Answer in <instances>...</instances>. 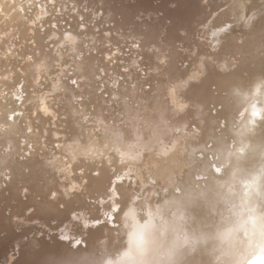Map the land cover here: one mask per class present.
Segmentation results:
<instances>
[{
    "label": "rangeland",
    "instance_id": "1",
    "mask_svg": "<svg viewBox=\"0 0 264 264\" xmlns=\"http://www.w3.org/2000/svg\"><path fill=\"white\" fill-rule=\"evenodd\" d=\"M17 1L22 2V4L20 3L22 7L25 6V3L28 4L27 6L30 9L26 7L30 11L24 7L26 10L23 8V13H27L28 11V14H32L31 16H33V11L31 12V10H37V7L41 6L43 10L45 9V15L37 18V22L34 16L32 18L28 14V17L26 14L23 16L21 14L22 12L18 11L19 14H14L18 15L11 17L12 20L16 19L13 20L14 22L11 21L13 24L15 23L14 27L13 24L7 20V17L10 16H2L3 14L0 13V18L2 19L3 17L1 22L3 21L6 23L4 25L2 22L3 28L9 22L11 24V26L10 24L6 26L9 29L5 27V29L2 30V26L0 27L1 31L5 30V32L0 31V41L5 40L3 41L4 43H2V41L0 42V94H3L0 97V102L3 98L5 103H2L7 105L10 104L8 106L3 104V112L0 111V117L6 118L5 120L0 119V134L3 133L2 136H0V141L3 142V144L0 142V159L3 161L2 163L0 160V170L2 171H0V178L2 179H0V183L2 182L0 184V264H137L140 258L144 257L146 254L151 255L157 248L161 251L171 253L172 264H193L198 256V249L195 243L199 241L204 234L213 229V224L204 229L197 227L198 225L196 223L199 214L197 215L195 213L197 210L196 207L192 209L190 206L194 201V197H196V189L194 190L195 187L193 188V185L190 183L193 180V174L190 173V170H186L185 172L182 170V173L184 172V174L187 175H185L186 177L184 178V174H181L182 178L186 179L188 175L191 174L190 178L188 177L190 180L186 179V181H184V179H181L183 180L181 181V186L179 185L180 181L174 183L175 180L170 178L173 174L171 173V168H169L171 175L165 173L168 175L166 176L164 174L163 170L165 168H163L160 163L161 159H163L161 155L165 154L167 157H173L170 154L172 152L174 153V160L176 162H178L177 158L181 160L182 152L180 145L183 144L181 142V137L187 135L191 137H187V140L189 139L188 141L191 144L195 143L196 140L210 147L212 146L211 142L214 143L216 138L220 139L221 137L223 140H228L229 142H227L231 144L232 140L227 137L230 130H224L223 128H225V126L221 124L219 119L222 116L227 118L228 127H231L233 123L231 125L228 119L235 117L236 112L232 110L234 108H230L228 103L226 104L225 99H223V102H225L223 104V111H225L226 114L221 112L219 117H215V120L218 121V125L216 128L209 129L207 127L209 123L208 119L210 118L209 115L212 113V108H215L213 98L209 97V94L213 87L215 88L213 85H216V83L213 82V76L216 73L225 75V73L219 69L222 66L221 63L228 55V49H226L227 46L221 45V42L227 45H231L234 42H243L239 38L236 37V39L233 37H240L242 35V29L240 30L237 28L238 30H235L231 26L232 21L234 20L233 23H235V21L237 22V20L242 19L241 17H246L248 15L246 13H249L250 10L254 11V8L251 7L257 3V0H254V4L252 3L249 7L245 4L246 0H36L38 4L34 2L35 0H32L33 2H31V0ZM74 1L77 3L75 4ZM249 2L251 3V0ZM86 4L87 6L84 8ZM46 5L48 7H46ZM0 12H2V10ZM19 15L22 16L19 17ZM17 19L21 22L19 23ZM24 21H26V25L23 23ZM27 22L32 24H27ZM35 23L37 25H34ZM27 25L31 26L27 29ZM228 25H230L231 28H229L230 26L228 27ZM262 25H264V23ZM209 26H211V29L216 30H214V32H216L215 34L214 32L212 35L209 34L211 31V29L208 28ZM21 28L23 31H25L24 28L27 30L25 32L26 34L21 31ZM239 28H241V26H239ZM12 29L16 32L12 31ZM251 29L252 27H250L249 30ZM10 30L13 32H11L12 34ZM58 30L62 31H60L61 35H59L60 33H58ZM258 30L256 34L255 29L252 31L255 36L251 39L246 35L243 36V40H245L246 43L245 50L250 46L252 52L248 54V58L242 61L238 67L239 69L253 66L252 69L264 70V26L260 27ZM69 31L77 36L73 44H71L70 41L68 42L66 38L67 34H71ZM247 32L250 31H246V33ZM53 33H55L56 36ZM62 33H66V35ZM220 36L222 37L220 38ZM205 37L208 38L206 39ZM218 37L221 41H218V45L214 48L209 42L216 41ZM20 40L23 43L19 42ZM12 41L13 43H11ZM8 44L11 45V47ZM59 45L60 50L57 49L56 51ZM11 48L13 49L12 51H10ZM230 48H232V46H230ZM237 50L238 49H235V51ZM204 51H206V53L211 52L212 54L208 57L209 59L206 66H204L207 60ZM57 52L59 54L56 55ZM60 55L63 56L60 57ZM202 57H204V60ZM82 58L84 59L82 60ZM34 59L35 64L33 62ZM81 60L82 62H80ZM87 61L91 62L89 63ZM233 63V61L230 62V65ZM37 66L40 67L37 68ZM12 68L14 71H11ZM234 70H236V68H234L233 71ZM233 71L229 70L227 73L229 74ZM15 72L19 76L27 73L31 78H19ZM242 74V72L241 74L234 72V76H241ZM33 75L35 77H33ZM199 76H201V78ZM78 79L81 80L79 81ZM29 81L32 83L37 82L38 85H33ZM9 83L12 85L9 86ZM76 89L80 90H77V92ZM38 90L40 92L37 93L36 91ZM171 92L182 104H184L181 109H176V107L174 108V104H171V98H169ZM61 93L66 96L63 94L61 95ZM221 94L222 93H220V95ZM4 95H7V97L9 96L7 100ZM29 96H32V98ZM181 96H183L184 99ZM27 97L29 100H26ZM62 99H64L65 102ZM156 100H163L164 106L160 101V103H155ZM7 101L9 103H7ZM124 102L126 106L123 105ZM154 103L158 106L162 104V107H166L164 109L160 106V109H162L161 113L156 114L159 112H157L158 109L155 111L153 108L152 104ZM13 105L16 107L14 108ZM18 106L19 108H17ZM187 106L189 108L194 106V109H192V107L188 109ZM197 106H199L200 109ZM69 107H71V109ZM238 108L239 106L236 105V109ZM196 109L200 111L197 112L198 110ZM17 110L20 111L19 113L22 117L28 115L30 119L28 116V118H25H27V121L30 120V122L20 120L22 117L16 120L17 117H15L14 114L17 113ZM194 110L196 111L194 112ZM91 111L96 113L92 115ZM147 111H150L148 114L149 116L152 115L150 117L151 121L158 116L155 120L159 121V127L154 125V120L153 122H146L147 119L150 121L149 117L146 118V116H148L146 115L148 113ZM202 111L206 113L203 119L199 117L200 115L198 114ZM207 111L209 112L207 113ZM10 115L12 116L11 118ZM168 115L171 118L175 117V123H170ZM118 116H120V118ZM133 117L138 118L135 119L137 121H135ZM12 118L14 122L11 121ZM200 119L202 122L198 121ZM16 121L17 123H15ZM240 122L238 127L243 124L242 121ZM248 124L250 123L248 122L246 126H248ZM167 125H169V127H167ZM197 125L201 126V129L203 128V132L208 130L207 133H203L204 135L201 134L202 136H198L197 134L199 133L197 132L194 133L196 130L194 128ZM111 126L115 127H113L114 131L117 129V133L112 131ZM25 128L27 129L25 130ZM10 129L12 131H10ZM118 129L121 132L119 136L123 138L122 142H120L121 138L116 135L119 133ZM140 129L142 131H148L150 129L148 136H142L144 141L147 140L145 141L146 144L145 142L139 141L142 140V138H139L143 135L142 131L141 133L138 132ZM159 130L160 132L158 133L157 131ZM13 131H15V133ZM31 132L33 136L36 134L34 138H32L33 140L29 137V135L32 136ZM105 132L108 134H105ZM214 133H217V135ZM96 134H98L102 140H100L98 138L99 136ZM112 134L116 135L117 138ZM93 136L100 140V145L96 144L97 141ZM152 136L153 138H151ZM5 137L8 138L6 139ZM71 137L76 140H73V142L72 139H70ZM118 137L120 139L116 140ZM109 138L113 143H110L111 140ZM18 139L20 141H18ZM150 139H152V141H150ZM148 140L150 143H148ZM24 141H27V143H23ZM76 141L81 143L79 144ZM106 141L108 144L105 143ZM21 142L23 143L22 146L20 144ZM33 142L38 145L32 144ZM84 142H86V145ZM126 142L127 145L129 142L128 146L133 145L132 148H127L128 146L125 145ZM209 143H211V145ZM24 144L27 146L30 145V150L32 152L30 150L29 153L26 151V154L24 153L25 151L22 152L23 150L20 149L26 147V145L23 146ZM74 144H77L76 147H74ZM80 145H82V147ZM94 145L96 147H94ZM31 146L33 147L31 148ZM121 146H127L125 150L128 149V151L122 149ZM86 147L88 148L86 149ZM81 149L85 151H81ZM186 150L187 148H185V151ZM234 150H237V148H234ZM20 151L22 154L24 153V156L19 154ZM152 151L155 154H153ZM76 152L79 155H77ZM30 153H32V155ZM72 153L74 155L76 154V156ZM129 153L130 155H128ZM151 153L154 156H152ZM27 154L28 157L26 156ZM204 155L208 156V152ZM135 156H137L136 158L139 160H137L136 166H138L136 167V171H140L141 174L143 173V176L147 174L146 180L144 177V179L142 178L145 181L144 184L146 187L144 186L139 192H134V188L132 187V189L130 186L131 180H129V183L125 184V187L126 189H130V191H128L129 189L126 190L130 195H125V199H123V201L125 200L124 203H122V201L119 203L117 202L119 196L114 195L112 191V186L115 185L114 175L117 171H122L119 167L124 165L127 160H129L128 158L131 159ZM158 156L160 158H157ZM201 156V152H196V157ZM152 157L157 158L156 161H159L156 162L155 158ZM191 157L193 156L191 155ZM214 157H216L214 154L213 156H209V164L218 166ZM15 158L18 161H16ZM96 159L97 162H99L98 164H100V162H102V164L104 163L103 166L107 161L106 164H108V166H104L107 174L103 179L99 175V170L94 166V164L97 163ZM107 159H109V161ZM151 159H154V161H151ZM171 160H173V158H171ZM150 162L151 164L154 162V164L150 165ZM198 162L197 164L200 165L201 162ZM63 164L65 166L61 168ZM90 165L95 168L91 167L93 168L91 169ZM153 165L154 167L157 165V167L153 169ZM55 166L59 173L62 170L64 171L61 172L62 175L56 171L57 169H55ZM3 167L4 169H2ZM59 167L62 169L61 171ZM112 168L114 170L116 169L115 172ZM174 168V173L176 174L173 175L176 176L181 170V167L175 165ZM178 168L179 171L177 170ZM65 169L67 173L70 171L72 175L75 173L78 175L85 173L86 176L82 174L84 177H76L78 181L74 178L75 180L72 179L74 183H72L70 182L71 180H65L66 178L62 179V176H68ZM17 170L20 171L18 172ZM24 170L25 172H23ZM13 172H15V174H13ZM16 172H18V174H16ZM89 172H91V174ZM158 172H160L161 175ZM4 173L6 174V179L4 178ZM119 174H121V172ZM12 176L15 177L13 178ZM59 176H61L60 180ZM120 176H122V174ZM23 178L25 180L22 182ZM4 179L7 180V183ZM96 179H99L100 183H98L100 185L95 182L97 187L93 190L92 188L95 184L92 187V182L94 183ZM64 180L65 183L67 185L70 184V186H68V193L63 195L65 192L62 190L60 183ZM121 182L122 181L119 183L118 181L119 184H122ZM164 182L166 183L164 184ZM70 187L72 189H69ZM54 189H60L61 194L59 192L53 194ZM12 195L14 196L12 197ZM115 198L117 201H115ZM145 198H147L146 205L144 203ZM99 200L102 201L99 202ZM136 200L139 201L140 204L136 203ZM169 200L172 201L170 202ZM97 201L101 204L98 205ZM89 203L91 204L89 205ZM39 205L41 206L39 207ZM139 205H141V207ZM132 207L134 208L132 209ZM128 208L130 210H128ZM152 213L154 214L152 215ZM134 214L135 216L137 215L138 218L135 217ZM128 216L129 218L131 217V223H129V220V222L127 221ZM117 219L120 221L117 222ZM134 221L137 222L132 224ZM148 228L153 229L156 233L150 236V238L148 237L149 241H147V237L146 239H144L145 237L143 238L144 231ZM138 234L141 235L140 241L137 239V237H140ZM144 240L146 243L143 242ZM140 244L144 247L141 248ZM178 254L183 255L177 260H174V257Z\"/></svg>",
    "mask_w": 264,
    "mask_h": 264
},
{
    "label": "bare ground",
    "instance_id": "2",
    "mask_svg": "<svg viewBox=\"0 0 264 264\" xmlns=\"http://www.w3.org/2000/svg\"><path fill=\"white\" fill-rule=\"evenodd\" d=\"M20 1H22V0H20ZM30 1V0H29ZM40 1V0H39ZM250 0H246L245 1V4H247L246 6L247 7H249V5L251 6V4L253 3L254 4V0H251V3L249 2ZM31 2H33L32 0H31ZM35 3H36V0L34 1ZM75 2V1H74ZM14 3V4H13ZM20 3L22 4V2H19V1H17V0H0V11L2 10V12H0V13H2L3 15L2 16H4V15H9L10 17H7L8 19V21H13V20H16V19H13L12 20V18L11 17H13V16H16V15H18L19 13H18V11H21L20 13L24 16L25 14H26V16H27V14H28V11H30L29 9V7L27 6L28 4H24L25 6L24 7H26V9H28V11H27V13H23V8L24 7H22V5H20ZM46 3V2H45ZM50 3V2H49ZM49 3H47V4H49ZM77 2H75V4H76ZM224 3V2H223ZM250 3V4H249ZM36 4H38V3H36ZM51 4V3H50ZM59 4V3H58ZM45 5V4H44ZM82 5V4H81ZM16 6V7H15ZM32 6V5H31ZM39 6V5H38ZM54 6V5H53ZM86 6H87V4L85 5V7L84 8H86ZM245 6V7H246ZM46 7H48L47 5H46ZM51 7H52V5H51ZM83 7V6H82ZM237 7V6H236ZM79 8V7H78ZM241 8V7H240ZM251 8H254V11H249V13L247 12L246 14H248L247 16L246 15H244V16H246V17H241L242 19H240V20H237V22L235 21V23H233V21H232V27L236 30L237 28L238 29H242V35L240 36V37H238V36H233L234 38H239L240 40H242L243 42L242 43H240V42H234L233 44H229V45H227V44H225V43H222L221 42V45H223V46H227L226 47V49H228L227 51H228V55L225 57V59H224V61L221 63V68L219 69V70H221L223 73H225V75H220L219 73H216L214 76H213V82H215L216 83V85H213V86H215V88L213 87V89H212V91L210 92V94H209V97H212L213 98V102L215 103V108H212V113L209 115L210 116V118L208 119V125H207V127L209 128V129H212V128H216V126L218 125L217 124V122L218 121H216L215 120V117H219V115L221 114V112L223 113H225V111H223L224 110V108H223V104L226 102V104L228 103V105L230 106V108L232 107V108H234V109H232V110H234L235 112H236V114H235V117H231V118H229L228 120H229V122L231 123V125H232V123H233V125L231 126V127H228V123H227V118H224L223 116L222 117H220V121H221V124H223L224 126H225V128H223L224 130H226L227 131V129H229L230 131H229V134L227 135V137H229V139H231L232 140V142H231V144L230 143H228L226 140H223V138L221 137H219L220 139H218V138H216L215 139V142L213 143V142H211L212 143V146H210V147H207V146H205L204 145V143H201L200 141H196L195 139V143H190L188 140H187V137H189V138H191L190 137V135H187V136H185V137H181V142L183 143L182 145H180V149H181V152H182V158H181V160H179L178 158H177V160H178V162H176L175 160H174V153H170L173 157H167V155H165V154H160L161 155V158H163V159H161V165H162V167L163 168H165L163 171H164V174L165 173H168V174H170L171 175V173H173V174H176V173H174L175 171V165H178L179 167H181V170L179 171V168L177 169L178 171H179V173H178V171H177V175L175 176V175H171V177L170 178H173V180H175L174 181V183H177L176 181H180L179 183V185L181 186V181H183V180H181V179H184L187 175L186 174H184V172L186 171V170H190V173L191 174H193V180L190 182L192 185H193V188H194V190H195V192H196V197H194V201L191 203L192 205H190L191 206V208L192 209H194L195 207L197 208V210L195 211V213L198 215V219H197V227L198 228H201V229H204V228H207V227H209V226H211L212 224H213V229L210 231V232H208V233H206V234H204L202 237H201V239H199V241H197L196 243H195V245H197L196 247H197V249H198V256H197V258H196V260H195V262L193 263V264H236V262L239 260V259H241L242 257H244V260H243V264H248V260H250V259H252V257H246V253H247V251H249L250 249H251V247L253 246V245H255V244H258V242H259V239L261 238V237H264V232H261L260 231V228H259V225H264V70H258V69H252L253 68V66H250V67H248V68H245V67H243L242 69H239L238 67L240 66V64L242 63V61H244L245 60V58H248V54L250 53V52H252L251 50V47L250 46H248V49L247 50H245V48H246V43H245V40H243V36L244 35H246L248 38H253L254 36H255V34L257 33V31H259L258 29L260 28V27H262V26H264V25H262L263 23H264V0H257V3H255ZM19 9V10H18ZM25 9V8H24ZM25 9V10H26ZM33 9V8H32ZM55 9H56V7H55ZM248 9V8H247ZM33 11V16H34V19L35 20H37V18H40V17H42L43 15H45V9L43 10L42 8H41V6H39V7H37V10H31V12ZM51 11V10H50ZM49 11V12H50ZM53 11V10H52ZM54 11H56V10H54ZM58 11V10H57ZM60 11V10H59ZM49 12H48V14H49ZM61 12V11H60ZM244 12H245V10H244ZM15 13H18V14H16V15H14ZM242 14V13H241ZM21 15V16H22ZM28 15H30V17L32 18L33 16H31L32 14H28ZM20 15H19V17H21ZM25 16V17H26ZM49 16V15H48ZM227 16V15H226ZM237 16V15H236ZM18 17V16H17ZM28 17V16H27ZM31 18H29V19H31ZM44 18V17H43ZM229 18V17H228ZM2 19H3V17H2ZM1 18H0V27L2 26V22H1V20H2ZM20 19V18H19ZM26 19V18H25ZM28 19V20H29ZM232 19V18H231ZM6 20V19H5ZM4 20V21H5ZM6 20V22L8 23V21ZM18 20V19H17ZM22 20V19H21ZM27 20V19H26ZM46 20V19H45ZM218 20V19H217ZM19 21V20H18ZM55 21V20H54ZM69 21V20H68ZM10 22L7 24V25H9L10 24ZM14 22V21H13ZM21 21H19V23H20ZM32 22V21H31ZM37 22H38V20H37ZM36 22V23H37ZM42 22V21H41ZM65 22H67V21H65ZM4 23V22H3ZM12 23V22H11ZM23 23H25V25H26V21H24ZM29 22H27V24H28ZM34 23V22H33ZM34 24V25H37V24ZM40 23V22H39ZM56 23V22H55ZM60 23H62V22H60ZM6 23H4V25H5ZM13 24V23H12ZM15 24V23H14ZM13 24V26L15 27V25ZM22 24V23H21ZM29 24H32V23H29ZM225 24V23H224ZM231 24V23H230ZM6 25V26H7ZM18 25H20V24H18ZM47 25V24H46ZM49 25V24H48ZM59 25H61V24H59ZM130 25V24H129ZM227 25V24H226ZM5 26V27H6ZM10 26H11V24H10ZM12 26V27H13ZM28 26V25H27ZM31 26V25H30ZM30 26H28L27 27V29L30 27ZM230 25H228V27H229ZM231 26L229 27V28H231ZM239 26H241V28H239ZM5 27L3 28V26L1 27V29L3 30V29H5ZM26 27V26H25ZM39 27V26H38ZM72 27V26H71ZM70 27V28H71ZM211 26H209L208 28H210ZM219 27V26H218ZM220 27H226V26H220ZM250 27H252V29L251 30H249L250 29ZM8 27H6V29H7ZM11 28V27H10ZM20 28V27H19ZM32 28V27H31ZM36 28V27H35ZM59 28H60V26H59ZM63 28H65V27H63ZM74 28V27H73ZM207 28V29H208ZM1 29H0V31H1ZM9 29V28H8ZM15 29V28H14ZM14 29H12V31H15ZM43 29V28H42ZM61 29V28H60ZM211 29V28H210ZM218 29H220V28H218ZM237 29V30H238ZM254 29L256 30V32H255V34L254 33H252V31H254ZM16 30H18V29H16ZM20 30V29H19ZM24 30L25 31H23L22 30V28H21V31L23 32V33H25L27 30L24 28ZM215 30V29H214ZM214 30L213 29H211V31H210V35H212L213 34V32H214ZM263 30V29H262ZM11 30H10V33L12 32ZM21 31H19V32H21ZM30 31V30H29ZM44 31V30H43ZM59 31V30H58ZM61 31V30H60ZM60 31L58 32V33H60ZM67 31H68V29H67ZM75 31V30H74ZM209 31V30H208ZM216 31V30H215ZM246 31H250V32H247L246 33ZM1 32H5V30L4 31H1ZM16 32V31H15ZM21 32V33H22ZM34 32V31H33ZM46 32V31H45ZM56 32V31H55ZM62 32V31H61ZM70 32V31H69ZM164 32V31H163ZM7 33H9V32H7ZM13 33V32H12ZM11 33V34H12ZM28 33V32H27ZM36 33H38V32H36ZM71 33V32H70ZM206 33H207V31H206ZM216 32H214V34H215ZM249 33V34H248ZM26 34V33H25ZM29 34V33H28ZM51 34V33H50ZM54 35H55V33H53ZM63 34V33H62ZM6 35H8V34H6ZM54 35H52V36H54ZM59 35H61V33L59 34ZM63 35H66V33L65 34H63ZM205 35V34H204ZM36 36H37V34H36ZM56 36V35H55ZM118 36L120 37V35L118 34ZM219 36V35H218ZM5 37V36H4ZM7 37V36H6ZM11 37V36H10ZM12 37H13V35H12ZM20 37H21V35H20ZM44 37V36H43ZM61 37H63V36H61ZM68 37H69V40H68ZM222 36H220V38H221ZM15 38V37H14ZM13 38V39H14ZM66 38H67V41L69 42H71V44H73V43H75L74 41H76V39H77V36L76 35H74L73 33H71L70 35L69 34H67V36H66ZM206 39L208 38V37H205ZM219 37L218 38H216V41H212V42H209L210 44H211V46H214V48L218 45V41H221V40H219L220 39ZM236 38V39H237ZM1 39V38H0ZM3 39V38H2ZM12 39V40H13ZM19 39H21V38H19ZM32 39V38H31ZM165 39V38H164ZM199 39V38H198ZM16 40H17V38H16ZM41 40V39H40ZM212 40V39H211ZM2 41V40H1ZM0 41V42H1ZM3 41H5V40H3ZM2 41V43H4ZM19 42H22L21 40L19 41ZM1 43V44H2ZM11 43H13V41L11 42ZM23 43V42H22ZM16 44V43H15ZM52 44V43H51ZM78 44V43H77ZM220 44V43H219ZM7 45V44H6ZM9 45V44H8ZM62 45V44H61ZM75 45V44H74ZM10 47H11V45H9ZM76 46V45H75ZM206 46V45H205ZM210 46V45H209ZM222 46V47H223ZM230 46H232V48H230ZM229 47V48H228ZM48 48V47H47ZM60 48V45H59V47L58 48H56V51H57V49H59ZM235 49H238L237 51H235ZM13 49L11 48V50L10 51H12ZM60 50V49H59ZM204 50H208V49H204ZM4 52V51H3ZM205 53H206V51H204ZM16 53V52H15ZM60 53L62 54V52L60 51ZM75 53V52H74ZM57 54H59L58 52L56 53V55ZM208 54V55H207ZM38 55V54H37ZM210 55H212L211 54V52H209V53H206V55H205V57H206V62L204 63V66H206V63H207V61H208V57H210ZM36 56V55H35ZM59 56V55H58ZM63 55H60V57H62ZM99 56V55H98ZM16 57V56H15ZM5 58V57H4ZM3 58V59H4ZM31 58V57H30ZM58 58V57H57ZM64 58V57H63ZM70 58V57H69ZM203 58V60H204V57H202ZM2 59V58H1ZM7 59V58H6ZM10 59V58H9ZM33 59V58H32ZM72 59V58H71ZM84 58H82V60H83ZM36 60H37V58H36ZM80 60V59H79ZM82 60L80 61V62H82ZM93 60V59H92ZM29 61V60H28ZM59 61V60H58ZM63 61V60H62ZM75 61V60H74ZM234 62L232 65H230V62ZM34 64H35V59H34ZM46 62V61H45ZM77 62V61H76ZM87 62H89V61H87ZM91 62V61H90ZM89 62V63H90ZM225 63H226V65H225ZM6 64V63H5ZM14 64V63H13ZM58 64H60V63H58ZM74 64V63H73ZM135 64V63H134ZM33 65V64H32ZM43 65V64H42ZM57 65V64H56ZM55 65V66H56ZM68 65V64H67ZM78 65V64H77ZM76 65V66H77ZM84 65V64H83ZM92 65V64H91ZM253 65V64H252ZM46 66V65H45ZM44 66V67H45ZM61 66V65H60ZM59 66V67H60ZM14 67V66H13ZM36 67V66H35ZM40 67V66H39ZM38 66H37V68H39ZM49 67V66H48ZM74 67V66H73ZM79 67V66H78ZM85 67V66H84ZM87 67V66H86ZM90 67V66H89ZM94 67V66H93ZM21 68H25V67H21ZM30 68V67H29ZM67 68V67H66ZM75 68H77V67H75ZM88 68V67H87ZM234 68H236V70H234L233 71V69ZM13 69V68H12ZM11 69V71H14V69L12 70ZM72 69V68H71ZM80 69V68H79ZM81 69H82V67H81ZM86 69V68H85ZM84 69V70H85ZM21 70V69H20ZM62 70V69H61ZM77 70V69H76ZM88 70V69H87ZM210 70V69H209ZM229 70H232L233 72H231V73H227V71H229ZM35 71V70H34ZM37 71V70H36ZM43 71V70H42ZM45 71V70H44ZM18 72V71H17ZM40 72V71H39ZM234 72L235 73H240L241 74V72L243 73L240 77L239 76H237V75H235L234 76ZM30 73V72H29ZM47 73V72H46ZM93 73V72H92ZM91 73V74H92ZM15 74H16V72H15ZM37 74V73H36ZM44 74V73H43ZM160 74V73H159ZM263 74V75H262ZM16 75H18V74H16ZM40 75V74H39ZM12 76V75H11ZM19 76V75H18ZM91 76V75H90ZM202 76V75H201ZM201 76H199L200 78H201ZM15 77V76H14ZM20 77H22L23 79H25V78H29L30 76L26 73H24V75L23 74H21L20 76H19V78ZM33 77H35L34 75H33ZM50 77V76H49ZM87 77V76H86ZM198 77V78H199ZM205 77V76H204ZM2 78V77H1ZM9 78H10V76H9ZM18 78V77H17ZM16 78V79H17ZM21 78V79H22ZM31 78V77H30ZM82 78H83V76H82ZM23 79H22V81H23ZM88 79V78H87ZM52 80V79H51ZM59 80V79H58ZM79 80V79H78ZM81 80V79H80ZM79 80V81H80ZM199 80V79H198ZM21 81V80H20ZM19 81V82H20ZM25 81V80H24ZM32 81H36V80H32ZM39 81V80H38ZM90 81V80H89ZM3 82H5V81H3ZM7 82V81H6ZM29 82H31V81H29ZM41 82V81H40ZM10 83H12V82H10ZM9 83V86L10 85H12V84H10ZM32 83V82H31ZM45 83V82H44ZM72 83V82H71ZM77 83V82H76ZM75 83V84H76ZM4 84V83H3ZM8 84V83H7ZM15 84V83H14ZM33 85L35 84H37V82H35V83H32ZM82 84H83V81H82ZM81 84V85H82ZM38 85V84H37ZM45 85V84H44ZM192 85V84H191ZM41 86V85H40ZM100 86V85H99ZM20 87V86H19ZM36 87V86H35ZM48 87V86H47ZM85 87V86H84ZM42 88V87H41ZM58 88V87H57ZM66 88V87H65ZM83 88V87H82ZM89 88V87H88ZM143 88V87H142ZM4 89H6V88H4ZM27 89V88H26ZM31 89H32V87H31ZM1 90V89H0ZM28 90V89H27ZM34 90V89H33ZM37 90V89H36ZM44 90V89H43ZM78 89H76V91H77ZM80 90V89H79ZM78 90V91H79ZM25 91V90H24ZM77 91V92H78ZM85 91V90H84ZM222 91V92H221ZM15 92V91H14ZM21 92H23V91H21ZM37 93L38 92H40L39 90L38 91H36ZM42 92V91H41ZM11 93V92H10ZM36 93V94H37ZM100 93V92H99ZM190 93V92H189ZM220 93H222L221 95H220ZM7 94V93H6ZM63 93H61V95H62ZM88 94V93H87ZM3 94H0V97L2 96ZM21 95H22V93H21ZM56 95V94H55ZM60 95V96H61ZM64 96H66L65 94H63ZM187 95V94H186ZM5 96V95H4ZM3 96V97H4ZM25 96V95H24ZM69 96V95H68ZM184 96V95H183ZM183 96H181V97H183ZM6 97V98H5ZM4 98L7 100L8 99V97H7V95L5 96ZM12 97V96H11ZM14 97H15V94H14ZM20 97H22V96H20ZM30 98H32V96H29ZM34 97V96H33ZM93 97V96H92ZM105 97V96H104ZM185 97V96H184ZM184 97H183V99H184ZM198 97V96H197ZM196 97V98H197ZM59 98V97H58ZM169 98H171L170 100H171V104H174V108L176 107V109H178V108H180L181 109V107H183V105L184 104H182L181 103V101H179L178 100V98L176 97V96H174V94L171 92L170 93V95H169ZM186 98V97H185ZM15 99V98H14ZM75 99V98H74ZM155 99V98H154ZM192 99V98H191ZM223 99H225V102H223L224 100ZM9 100H13V99H9ZM8 100V101H9ZM23 100V99H22ZM26 100H29L28 99V97L26 98ZM63 101H64V99H62ZM161 100V99H160ZM160 100H156V102L155 103H163L162 101H160ZM181 100V99H180ZM7 101V103H9ZM19 101H20V99H19ZM73 101V100H72ZM76 101V100H75ZM154 101V100H153ZM160 101V102H159ZM192 101V100H191ZM2 102H4L5 103V100H3V98H2V101L0 102V106H1V108H0V111L1 112H3V104L4 103H2ZM21 102V101H20ZM38 102H39V100H38ZM65 102V101H64ZM96 102V101H95ZM14 103V102H13ZM24 103V102H23ZM28 103V102H27ZM67 103V102H66ZM152 104V106H153V108L155 109V111H156V109H158L157 110V112H159V113H156V114H160L161 113V110L162 109H160V106L162 107V104L161 105H157V104ZM191 103V102H190ZM210 103V102H209ZM18 104V103H17ZM17 104H15V105H17ZM95 104V103H94ZM189 104V103H188ZM194 104V103H193ZM203 104V103H202ZM5 106H8V105H10V104H4ZM21 105H22V102H21ZM25 105V104H24ZM66 105V104H65ZM123 105H125V102L123 103ZM197 105V104H196ZM210 105H212V104H210ZM236 105H238L239 106V108L238 109H236ZM20 106V105H19ZM19 106L17 107V108H19ZM38 106V105H37ZM40 106V105H39ZM45 106V105H44ZM98 106V105H97ZM121 106V105H120ZM126 106V105H125ZM159 108H158V107ZM163 106H164V103H163ZM194 106H195V104H194ZM193 106V107H194ZM200 106V105H199ZM199 106H197L198 108H199ZM13 107L15 108L16 106H14L13 105ZM21 107V106H20ZM117 107V106H116ZM121 107H123V106H121ZM166 107V106H165ZM165 107H162V108H164L165 109ZM188 107V106H187ZM192 107V106H191ZM190 107V108H191ZM192 107V109H194ZM203 107V106H202ZM226 107H228V106H226ZM38 108V107H37ZM70 109H71V107H69ZM100 108V107H99ZM189 107H188V109H190ZM223 108V109H222ZM7 109V108H6ZM5 109V110H6ZM77 109H78V107H77ZM200 109V108H199ZM199 109H196V110H198L197 112H199L200 110ZM209 109V108H208ZM226 109V108H225ZM7 110H9V109H7ZM21 110V109H20ZM84 110V109H83ZM129 110V109H128ZM196 110H194V112L196 111ZM69 111H73V110H69ZM82 111V110H81ZM191 111V110H190ZM206 111V110H205ZM227 111V110H226ZM20 111H18L17 110V113L16 114H14L15 115V117H17V119L16 120H18V119H20L22 116L20 115V113H19ZM23 112H24V110H23ZM53 112V111H52ZM76 112V111H75ZM108 112V111H107ZM122 112H123V110H122ZM148 112V111H147ZM179 112V111H178ZM192 112V111H191ZM197 112H196V114H197ZM209 111H207V113H208ZM6 113H7V111H6ZM91 113H92V115L93 114H95V113H93V111H91ZM150 113V111L146 114V115H148ZM183 113V112H182ZM228 113V112H227ZM8 114H11V113H8ZM64 114V113H63ZM75 114V113H74ZM126 114V113H125ZM155 114V113H154ZM181 114V113H180ZM193 114V113H192ZM200 116L199 117H201L202 119L203 118H205L204 116H205V114L206 113H203V111L201 112V113H198ZM226 114V113H225ZM14 115H13V117H14ZM18 115V116H17ZM58 115V114H57ZM84 115V114H83ZM135 115V114H134ZM138 115V114H137ZM136 115V116H137ZM181 115H184V114H181ZM195 115V114H194ZM203 115V116H202ZM228 115V114H227ZM226 115V116H227ZM9 116V115H8ZM28 116V115H27ZM26 115H25V117H27ZM34 116H35V113H34ZM74 116V115H73ZM79 116V115H78ZM141 116V115H140ZM152 115H148V116H146V118H148L149 117V119H150V117H151ZM154 116V115H153ZM156 116V115H155ZM169 116V115H168ZM180 116V115H179ZM225 116V117H226ZM5 117V116H4ZM12 116L10 115V118H11ZM25 117H22V118H24V119H20V120H24V122L25 121H27V118L29 117H27V118H25ZM48 117V116H47ZM75 117V116H74ZM106 117V116H105ZM119 118H120V116H118ZM158 116H156V118H157ZM10 118H9V121H10ZM54 118V117H53ZM56 118V117H55ZM60 118V117H59ZM69 118H70V116H69ZM68 118V119H69ZM111 118V117H110ZM124 118V117H123ZM134 118V117H133ZM132 118V119H133ZM155 118V119H156ZM163 118V117H162ZM196 118V117H195ZM0 119L1 120H5L4 118H2V117H0ZM13 119V118H12ZM11 119V121L12 122H14V119L12 120ZM26 119V120H25ZM29 119H30V117H29ZM45 119H47V118H45ZM76 119V118H75ZM100 119V118H99ZM112 119V118H111ZM135 119H138V118H134V120ZM141 119V118H140ZM153 119V118H152ZM155 119H153L155 122H153V120L151 121V119H150V121L147 119L146 120V122L148 121V123L149 122H153L154 123V125L156 126V127H159V121L158 120H155ZM0 120V121H1ZM74 120V119H73ZM142 120V119H141ZM144 120V119H143ZM169 120H170V123H175V117L174 118H171L170 116H169ZM29 122H30V120H28ZM27 121V122H28ZM38 121V120H37ZM40 121V120H39ZM61 121V120H60ZM100 121V120H99ZM135 121H137V120H135ZM145 121V120H144ZM161 121V120H160ZM199 122H202L201 121V119L200 120H198ZM225 121V122H224ZM240 121H242L243 122V124L242 125H240L239 127H238V124L239 123H241ZM42 122V121H41ZM75 122H77V121H75ZM139 122V121H138ZM164 122V121H163ZM169 122V121H168ZM250 123V124H248V126H246L247 125V123ZM5 123V122H4ZM15 123H17V121L15 122ZM79 123V122H78ZM83 123V122H82ZM100 123V122H99ZM132 123V122H131ZM192 123V122H191ZM220 123V122H219ZM2 124V123H1ZM11 124V123H10ZM27 124V123H26ZM30 124V123H29ZM28 124V125H29ZM54 124V123H53ZM178 124V123H177ZM201 124V123H200ZM202 124H204V123H202ZM16 125V124H15ZM69 125V124H68ZM84 125V124H83ZM86 125V124H85ZM90 125V124H89ZM98 125V124H97ZM124 125V124H123ZM145 125V124H144ZM171 125V124H170ZM176 125V124H175ZM10 127H12L11 125H9ZM22 126V125H21ZM27 126V125H26ZM47 126V125H46ZM76 126V125H75ZM101 126V125H100ZM120 126V125H119ZM136 126V125H135ZM154 126V127H155ZM166 126V125H165ZM179 126V125H178ZM199 125H197L194 129H196L195 131H194V133L195 132H197V133H199V134H197L198 136L199 135H201V134H206L207 133V131H205V132H203L204 130H203V128L201 129V126H199ZM1 127H2V125H1ZM19 127V126H18ZM30 127V126H29ZM28 127V128H29ZM34 127H36V126H34ZM62 127V126H61ZM74 127V126H73ZM73 127H71V128H73ZM108 127V126H107ZM106 127V128H107ZM112 127V126H111ZM114 127V126H113ZM113 127H112V131H114L113 130ZM141 127H142V125H141ZM167 127H169V125H167ZM175 127V126H174ZM203 127V126H202ZM246 127V128H245ZM4 128H6V127H4ZM31 128H32V126H31ZM37 128V127H36ZM43 128V127H42ZM47 128V127H46ZM102 128V127H101ZM115 128V127H114ZM121 128V127H120ZM119 128V129H120ZM153 128V127H152ZM162 128V127H161ZM12 129V128H11ZM10 129V131H12ZM27 128H25V130H26ZM33 129V128H32ZM38 129V128H37ZM108 129V128H107ZM111 129V128H110ZM119 129H118V131H119ZM123 129V128H122ZM13 130H14V127H13ZM22 130V129H21ZM73 130V129H72ZM85 130H87V129H85ZM117 130V129H116ZM114 131V132H116L117 133V131ZM121 130V129H120ZM138 130V129H137ZM150 130V129H149ZM149 130L148 131H142L141 129H140V131H138L139 133H141V131H142V133H143V135H141L140 136V138L139 139H141L142 138V136L143 137H145L146 135L148 136V132H149ZM152 130V129H151ZM203 130V131H202ZM216 130V129H215ZM219 130H220V127H219ZM224 130H223V132H224ZM38 131V130H37ZM59 131V130H58ZM162 131V130H161ZM165 131V130H164ZM163 131V132H164ZM3 132V131H2ZM6 132V131H5ZM14 133H15V131H13ZM30 132V131H29ZM29 132H28V134H29ZM33 132V131H32ZM32 132H31V134H32ZM39 132V131H38ZM42 132V131H41ZM41 132H40V134H41ZM92 132V131H91ZM90 132V133H91ZM137 132V133H138ZM158 133L160 132V130L159 131H157ZM202 132V133H201ZM217 132H220V131H217ZM7 133H8V131H7ZM9 133H11V132H9ZM36 133V132H35ZM81 133V132H80ZM88 133V132H87ZM89 133V134H90ZM97 133V132H96ZM113 133V132H112ZM115 133V134H116ZM121 132L119 131V133L118 134H116V135H118L119 136V134H120ZM187 133V132H186ZM186 133H183V134H186ZM226 133V132H225ZM231 133V134H230ZM232 133H233V135H232ZM3 134V133H2ZM2 134H0V136H2ZM27 134V133H26ZM39 134V133H38ZM37 134V135H38ZM92 134V133H91ZM105 134H108L107 132H105ZM153 134V133H152ZM156 134V133H155ZM203 134V135H204ZM209 134V133H208ZM214 134H216L217 135V133H214ZM220 134V133H219ZM218 134V135H219ZM17 135V134H16ZM36 135V134H35ZM34 135V136H35ZM84 135V134H83ZM96 135H98V134H96ZM102 135V134H101ZM112 135H114V134H112ZM116 135H114V137L115 138H117L116 137ZM121 135V134H120ZM124 135V134H123ZM223 135V134H222ZM32 136H33V134H32ZM31 135H29V137L32 139V138H34V136L32 137ZM91 136V135H90ZM99 136V135H98ZM97 136V137H98ZM103 136V135H102ZM156 136V135H155ZM159 136V135H158ZM161 136V135H160ZM202 136V135H201ZM224 136V135H223ZM17 137V136H16ZM29 137H28V141H29ZM61 137V136H60ZM89 137V136H88ZM92 137V136H91ZM93 137H95V136H93ZM108 137H111V136H108ZM120 138H121V136H119ZM118 137V139H116V140H119L120 138ZM205 137H206V135H205ZM2 138H4V137H2ZM6 138V137H5ZM8 138V137H7ZM6 138V139H7ZM11 138V137H10ZM27 138V137H26ZM57 138H59V137H57ZM68 138V137H67ZM76 138H77V136H76ZM86 138V137H85ZM90 138V137H89ZM99 139H100V136L98 137ZM98 138H96L95 137V140L97 141V143L96 144H99L100 145V140H102V139H98ZM113 138V137H112ZM115 138H113V139H115ZM151 138H153V136L151 137ZM198 138V137H197ZM196 138V139H197ZM204 138V137H203ZM202 138V139H203ZM252 138H253V140H252ZM13 139V138H12ZM16 139V138H15ZM21 139V138H20ZM30 139V140H31ZM70 139H72V141L73 140H76V139H73L72 137L70 138ZM83 139V138H82ZM103 139H104V137H103ZM110 139V138H109ZM108 139V140H109ZM122 139L123 138H121V141L120 142H122ZM149 139V138H148ZM158 139V138H157ZM22 140V139H21ZM33 140V139H32ZM36 140V139H35ZM38 140V139H37ZM45 140V139H44ZM43 140V141H44ZM62 140V139H61ZM78 140H80V139H78ZM90 141H93V140H91V139H89ZM99 140V141H98ZM106 140V139H105ZM107 140V141H108ZM111 140V139H110ZM142 140H143V138H142ZM139 140V141H141V142H145V141H147V140ZM154 140H155V137H154ZM180 140V139H179ZM198 140V139H197ZM199 140H200V138H199ZM16 141V140H15ZM18 141H20L19 139H18ZM39 141V140H38ZM41 141V140H40ZM66 141V140H65ZM71 141V142H72ZM96 141H94V142H96ZM107 141L105 142V143H107ZM114 141V140H113ZM138 141V142H139ZM150 141H152V139H150ZM176 141V140H175ZM203 141V140H202ZM1 142V141H0ZM5 142V141H4ZM74 142V141H73ZM77 142V141H76ZM93 142V143H94ZM103 142V141H102ZM101 142V143H102ZM112 142V140L110 141V143ZM119 142V141H118ZM137 142V143H138ZM165 142V141H164ZM2 144H3V142H1ZM23 143H27V141H24ZM22 142L20 143L21 144V146H22V144H23ZM65 143V142H64ZM77 143H79V142H77ZM81 143V142H80ZM79 143V144H80ZM85 143V145H86V142H84ZM89 143V142H88ZM113 143V142H112ZM133 143V142H132ZM140 143V142H139ZM148 143H150L149 142V140H148ZM186 143H189V144H186ZM211 143H209L210 145H211ZM15 144V143H14ZM18 144H19V142H18ZM29 144H31V143H29ZM32 144H34V145H36L37 143H35V142H33ZM68 144V143H67ZM70 144V143H69ZM104 144V143H103ZM108 144V143H107ZM122 144V143H121ZM145 144H146V142H145ZM9 145V144H8ZM26 144H24L23 146H25ZM38 145V144H37ZM71 145V144H70ZM75 145V144H74ZM77 145V144H76ZM76 145L74 146V147H76ZM90 145V144H89ZM104 145H106V144H104ZM123 145V144H122ZM125 145H127V142H126V144ZM124 145V146H125ZM128 145H129V142H128ZM127 145V146H128ZM140 145V144H139ZM138 145V146H139ZM142 145V144H141ZM148 145V144H147ZM152 145V144H151ZM150 145V146H151ZM166 145H167V143H166ZM168 145H170V144H168ZM207 145H208V143H207ZM3 146V145H2ZM1 146V147H2ZM29 146V147H28ZM26 145V147H22V149H20V150H23L22 152H24L25 154H26V151H28V153H29V150H30V145ZM60 146H62V145H60ZM67 146V145H66ZM81 147H82V145H80ZM98 146V145H97ZM124 146H121L122 147V149H126V147H124ZM133 146V145H132ZM132 146L130 145V146H128L127 148H129V147H131L132 148ZM145 146V145H144ZM143 146V147H144ZM149 146V147H150ZM152 146H154V145H152ZM156 146V145H155ZM171 146V145H170ZM169 146V147H170ZM8 147V146H7ZM11 147V146H10ZM12 147H13V145H12ZM18 147V146H17ZM33 146H31V148H32ZM71 147V146H70ZM73 147V146H72ZM73 147V148H74ZM91 147V146H90ZM93 147V146H92ZM94 147H96L95 145H94ZM93 147V148H94ZM109 147V146H108ZM124 147V148H123ZM135 147V146H134ZM147 147V146H146ZM161 147V146H160ZM9 148V147H8ZM24 148V149H23ZM34 148H35V146H34ZM34 148H33V150H34ZM80 148V147H79ZM78 148V149H79ZM88 147H86V149H87ZM119 148V147H118ZM136 148V147H135ZM165 148H166V146H165ZM185 148H187V152L185 151ZM234 148L236 149L237 148V150H239V151H237V150H234ZM3 149H4V147H3ZM27 149V150H26ZM154 149V148H153ZM162 151H164L162 148H160ZM16 150H18V149H16ZM36 150V149H35ZM82 150H84V149H81V151ZM89 150H90V148H89ZM129 150H131V149H129ZM160 150V151H161ZM249 150V151H248ZM8 151V150H7ZM31 151V150H30ZM39 151V150H38ZM42 151V150H41ZM77 151H79V150H77ZM85 151V150H84ZM111 151V150H110ZM115 151V150H114ZM123 151V150H122ZM125 151H128V149L127 150H125ZM134 151V150H133ZM133 151H131V152H133ZM159 151V152H160ZM32 152V151H31ZM40 152V151H39ZM59 152V151H58ZM69 152V151H68ZM105 152V151H104ZM103 152V153H104ZM117 152V151H116ZM158 152V153H159ZM196 152H201V154H202V156L201 157H196ZM206 152H208V156H205L204 154L206 153ZM6 153V152H5ZM13 153V152H12ZM23 153V154H24ZM46 153V152H45ZM67 153V152H66ZM77 153V152H76ZM102 153V154H103ZM128 153V152H127ZM149 153V152H148ZM152 153H153V151H152ZM152 153H151V155H152ZM157 153V152H156ZM232 153V154H231ZM19 154H22L21 153V151H20V153ZM22 154V155H23ZM31 155H32V153H30ZM73 154V153H72ZM81 154V153H80ZM83 154V153H82ZM105 154V153H104ZM133 154V153H132ZM153 154H155V153H153ZM213 154L214 155H216V157H214V159H216V161H217V164H218V166L216 165H211V164H209V156H213ZM231 154V155H230ZM54 155V154H53ZM61 155V154H60ZM74 155V154H73ZM77 155H79L78 153H77ZM128 155H130V153L128 154ZM150 155V156H151ZM176 155V154H175ZM191 155L193 156V157H191ZM24 156V155H23ZM23 156H21V157H23ZM27 157H28V154L26 155ZM69 156V155H68ZM72 156V155H71ZM74 156H76V154L74 155ZM132 156V155H131ZM140 156V155H139ZM146 156H147V153H146ZM152 156H154V155H152ZM156 156V155H155ZM180 156V155H179ZM5 157V156H4ZM4 157H3V159H4ZM16 157V156H15ZM19 157V156H18ZM41 157V156H40ZM78 157V156H77ZM80 157V156H79ZM86 157V156H85ZM109 157V156H108ZM137 156H135V157H133V158H128L129 160H127V162L124 164V165H122V166H118L119 167V169H121L122 171H120L121 172V174H122V176H120L121 174H119L120 172L119 171H117L116 172V174L114 175L115 176V185H113L112 186V191H113V194L114 195H118L119 196V199H118V201H117V199L115 200V201H117V202H121L122 201V203H124V201H123V199H125V195L127 196V195H130V194H128L127 192H126V190H128L129 188H127L126 189V185L125 184H128L129 183V180H131V182H130V186H131V188L133 187L134 188V192L135 191H137V192H139V191H141L142 189H143V187L145 186V184H144V178H145V180H146V178H147V174H145V176H143L141 173H140V171L138 172V171H136V167L138 166H136V164H137V158H136ZM141 157V156H140ZM149 157V156H148ZM178 157V156H177ZM12 158V157H11ZM25 158V157H24ZM53 158V157H52ZM58 158V157H57ZM97 158V157H96ZM110 158V157H109ZM116 158V157H115ZM146 158V157H145ZM145 158H143V159H145ZM152 158H155V157H152ZM157 158H160L159 156L157 157ZM157 158H155V161H156V159ZM168 158H169V160H168ZM171 158H173V160H171ZM180 158V157H179ZM6 159V158H5ZM16 159V158H15ZM20 159V158H19ZM27 159V158H26ZM29 159V158H28ZM73 159H74V157H73ZM83 159V158H82ZM102 159V158H101ZM104 159V158H103ZM142 159V158H141ZM148 159V158H147ZM1 160V159H0ZM7 160H8V158H7ZM11 160V159H10ZM14 160V159H13ZM24 160V159H23ZM22 160V161H23ZM40 160V159H39ZM77 160H78V158H77ZM81 160V159H80ZM100 160V159H99ZM98 160V161H99ZM108 161H109V159H107ZM116 160V159H115ZM150 160V159H149ZM192 160V161H191ZM219 160V161H218ZM16 161H18L17 159H16ZM51 161V160H50ZM70 161V160H69ZM105 161V160H104ZM117 161V160H116ZM139 161V160H138ZM142 161H146V160H142ZM151 161H154V159L152 160L151 159ZM157 161H159V160H157ZM156 161V162H157ZM198 161H200L201 163H200V165H198L197 164V162ZM1 162L3 163V161L1 160ZM4 162H6V161H4ZM93 162V161H92ZM96 162H97V159H96ZM107 162V161H106ZM106 162H105V165L106 166H108V164H106ZM168 162V163H167ZM22 163V162H21ZM60 163H62V162H60ZM99 162H97L96 164H94V166L99 170V175L101 176V178L103 179L104 177H106V172H105V165L103 166V164H102V162H100V164H98ZM113 163V162H112ZM159 163V162H158ZM199 163V162H198ZM23 164V163H22ZM48 164V163H47ZM53 164V163H52ZM110 164V163H109ZM121 164V163H120ZM152 164H154V162H152ZM151 164V162H150V165H152ZM32 165V164H31ZM51 165V164H50ZM92 165V164H91ZM90 165V168L91 167H93V168H95L94 166H91ZM117 165V164H116ZM141 165V164H140ZM13 166V165H12ZM56 166H57V164H56ZM55 166V169H57V167ZM64 164H63V166L61 167V168H64ZM67 166V165H66ZM125 166H127V167H125ZM18 167V166H17ZM26 167V166H25ZM49 167V166H48ZM117 167V166H116ZM155 167H157V165L155 166ZM154 167V165H153V169L155 168ZM160 167V166H159ZM177 167V166H176ZM7 169H9L8 167H6ZM60 167H59V169H60V171L62 170ZM93 168H91V169H93ZM169 168H171L170 170H171V173H170V171H169ZM2 169H4V167L2 168ZM16 169V168H15ZM23 169H25V168H23ZM27 169V168H26ZM41 169V168H40ZM39 169V170H40ZM67 169H68V167H67ZM84 169V168H83ZM82 169V170H83ZM96 169V170H97ZM107 169V168H106ZM113 169V168H112ZM160 169V168H159ZM69 170H71V169H69ZM90 170V169H89ZM114 170V169H113ZM112 170V171H113ZM116 170V169H115ZM115 170H114V172H115ZM141 170V169H140ZM149 170H151V169H149ZM173 170V171H172ZM182 170L184 171L183 173H182ZM1 171V170H0ZM18 171V170H17ZM20 171V170H19ZM18 171V172H19ZM29 171V170H28ZM55 171V170H54ZM56 171H58V169L56 170ZM63 171V170H62ZM61 171V172H62ZM72 171V170H71ZM79 171V170H78ZM110 171V170H109ZM108 171V172H109ZM153 171V170H152ZM155 171V170H154ZM158 171V170H157ZM169 171V172H168ZM2 172V171H1ZM0 172V173H1ZM18 172H16V174H18ZM23 172H25V170L23 171ZM52 172V171H51ZM61 172L59 173V171H58V173L59 174H61ZM64 172V171H63ZM65 172H66V169H65ZM70 172V171H69ZM67 173L66 172V174H68V176L67 177H63L62 176V179L63 178H66L65 180H71L70 182H72V179H76V177H79L80 178V176H82V174L83 175H85V173H82L81 175H78L77 173H75V174H71V172L70 173ZM80 172H83V171H80ZM96 172H98V171H96ZM144 172V171H143ZM11 173V172H10ZM53 173V172H52ZM90 174H91V172H89ZM113 173V172H112ZM124 173V174H123ZM150 173V172H149ZM154 173V172H153ZM158 173H160V172H158ZM13 174H15V172H13ZM55 174V173H54ZM58 174V175H59ZM65 174V173H64ZM88 174V173H87ZM89 174V175H90ZM96 174V173H95ZM181 174H184V178H182V176H181ZM190 174V175H191ZM1 175V174H0ZM12 175V174H11ZM10 175V176H11ZM27 175V174H26ZM62 175V174H61ZM89 175H87V176H89ZM97 175V174H96ZM124 175V176H123ZM142 175V176H141ZM160 175H161V173H160ZM166 176H168L167 174H165ZM164 175V176H165ZM186 175V176H185ZM190 175H188V177L190 178ZM55 176V175H54ZM65 176V175H64ZM86 176V175H85ZM155 176V175H154ZM165 176V177H166ZM1 177V176H0ZM6 177V174L4 173V178ZM13 177V176H12ZM15 177V176H14ZM13 177V178H14ZM25 177V176H24ZM52 177H53V175H52ZM56 177V176H55ZM58 177V176H57ZM82 177H84V176H82ZM81 177V178H82ZM91 177V176H90ZM144 177V178H143ZM156 177V176H155ZM162 177H163V175H162ZM186 178V179H189V178ZM10 178V177H9ZM20 178V177H19ZM26 178V177H25ZM60 178H61V176H59V180H60ZM89 178V177H88ZM97 178V177H96ZM143 178V179H142ZM1 179V178H0ZM6 179V178H5ZM4 179V180H5ZM27 179V178H26ZM50 179V178H49ZM74 179V180H75ZM85 179H87V178H85ZM93 179V178H92ZM125 179V180H124ZM166 179V178H165ZM186 179H184V181H186ZM192 179V178H191ZM2 180V179H1ZM17 180V179H16ZM18 180H21V179H18ZM25 179L23 178V180H22V182L24 181ZM43 180V179H42ZM65 180L63 181V182H61L60 183V186H61V188H62V190L65 192V193H63V195L64 194H67L68 193V186H70V184L69 185H67L66 183H65ZM73 180V181H74ZM77 180V179H76ZM153 180V179H152ZM155 180V179H154ZM172 180V179H171ZM170 180V181H171ZM190 180V179H189ZM6 181V183H7V180H5ZM55 181V180H54ZM68 181V182H69ZM78 181V180H77ZM118 181H119V183H120V181H122L121 183L122 184H119L118 183ZM13 182V181H12ZM34 182V181H33ZM67 182V181H66ZM95 182L97 183V184H99L100 182H99V179H96L95 181H94V183L92 182V187H93V185L95 184ZM99 182V183H98ZM2 183V182H1ZM0 183V184H1ZM16 183H18V182H16ZM26 183V182H25ZM24 183V184H25ZM72 183H74V182H72ZM72 183H71V186H72V188H73V185H72ZM150 183V182H149ZM149 183H148V185H149ZM166 182H164V184H165ZM168 183V182H167ZM12 184V183H11ZM22 184V183H21ZM79 184V183H78ZM185 184V183H184ZM183 184V185H184ZM100 185V184H99ZM31 186H33V185H31ZM52 186V185H51ZM28 187H29V185H28ZM95 187V188H94ZM94 187L92 188L93 190H95L96 189V187H97V185L95 184L94 185ZM123 187V188H122ZM146 187V186H145ZM179 187V186H178ZM185 187H186V185H185ZM23 188H25V187H23ZM47 188V187H46ZM54 188V187H53ZM57 188V187H56ZM71 187L69 188V189H72ZM101 188V187H100ZM108 188V187H107ZM132 188V189H133ZM174 188V187H173ZM98 189V188H97ZM106 189V188H105ZM1 190V189H0ZM100 190V189H99ZM54 192H53V194L54 193H56V192H59L60 194H61V190L60 189H54L53 190ZM97 191V190H96ZM109 191V190H108ZM128 191H130V189L128 190ZM31 192V191H30ZM34 192V191H33ZM52 192V191H51ZM91 192V191H90ZM20 193V192H19ZM47 193V192H46ZM49 193V192H48ZM127 193V194H126ZM30 194H32V193H30ZM52 194V195H53ZM97 194H98V192H97ZM111 194V193H110ZM40 195V194H39ZM38 195V196H39ZM94 195V194H93ZM14 195H12V197H13ZM41 196V195H40ZM43 196H44V194H43ZM47 196V195H46ZM90 196V195H89ZM111 196H112V194H111ZM132 196V195H131ZM134 196V195H133ZM138 196V195H137ZM140 196V195H139ZM16 197H17V195H16ZM15 197V198H16ZM45 197V196H44ZM58 197V196H57ZM67 197V196H66ZM108 197V196H107ZM36 198H38V197H36ZM118 198V197H117ZM134 198V197H133ZM64 199V198H63ZM131 199V198H130ZM61 200V199H60ZM68 200V199H67ZM93 200V199H92ZM103 200V199H102ZM102 200H99V202L100 201H102ZM134 200V199H133ZM138 200L140 201V199L138 198ZM146 200H147V198H145L144 199V203H145V205L147 204V202H146ZM42 201V200H41ZM63 201V200H62ZM108 201V200H107ZM137 201V200H136ZM135 201V202H136ZM139 201H137L136 203H138V204H140V202ZM142 201V200H141ZM151 201V200H150ZM170 201V200H169ZM172 201V200H171ZM170 201V202H171ZM23 202V201H22ZM60 202V201H59ZM70 202V201H69ZM110 202V201H109ZM113 202V201H112ZM117 202H115V203H117ZM111 203V202H110ZM135 203V204H136ZM143 203V202H142ZM152 203V202H151ZM71 204V203H70ZM91 203H89V205H90ZM97 204L99 205V204H101V203H98V201H97ZM103 204V203H102ZM45 205V204H44ZM52 205V204H51ZM86 205V204H85ZM144 205V204H143ZM142 205V206H143ZM41 205H39V207H40ZM43 206V205H42ZM53 206V205H52ZM62 206V205H61ZM65 206V205H64ZM140 207H141V205H139ZM169 206V205H168ZM44 207V206H43ZM47 207V206H46ZM68 207V206H67ZM97 207V206H96ZM100 207V206H99ZM144 207H146V206H144ZM62 208V207H61ZM95 208V207H94ZM134 207H132V209H133ZM155 208V207H154ZM101 209V208H100ZM138 209V208H137ZM144 209V208H143ZM90 210V209H89ZM109 210V209H108ZM114 210V209H113ZM128 210H130L129 208H128ZM142 210V209H141ZM153 210V209H152ZM97 211H98V209H97ZM102 211H103V209H102ZM125 211V210H124ZM147 211V210H146ZM111 212V211H110ZM120 212V211H119ZM137 212V211H136ZM141 212V211H140ZM100 213V212H99ZM133 213H135V212H133ZM97 214V213H96ZM95 214V215H96ZM103 214V213H102ZM113 214V213H112ZM150 214V213H149ZM154 213H152V215H153ZM84 215V214H83ZM129 215V214H128ZM151 215V216H152ZM96 216H98V215H96ZM104 216H105V214H104ZM115 216V215H114ZM131 216H133V215H131ZM134 216H135V214H134ZM145 216V215H144ZM150 216V217H151ZM109 217V216H108ZM135 217H137V215L135 216ZM114 218V217H113ZM138 218V217H137ZM139 218H140V216H139ZM106 219H108V218H106ZM110 219V218H109ZM144 219V218H143ZM118 220V219H117ZM130 221L131 220V217L129 218V216H128V218H127V221ZM137 220V219H136ZM109 221V220H108ZM120 220H118L117 222H119ZM126 221V220H125ZM128 221V222H129ZM135 222H137V221H134V222H132V224L134 223L135 224ZM161 222V221H160ZM108 223V222H107ZM116 223V222H115ZM114 223V224H115ZM129 223H131V221L129 222ZM128 223V224H129ZM101 224V223H100ZM110 225V224H109ZM130 225V224H129ZM88 226H90V225H88ZM91 226H94V225H91ZM96 226V225H95ZM132 226V225H131ZM130 226V227H131ZM140 226V225H139ZM118 227V226H117ZM132 227H134V226H132ZM87 228V227H86ZM127 228V227H126ZM135 228H136V226H135ZM140 228H141V226H140ZM88 229V228H87ZM128 229H129V227H128ZM106 230V229H105ZM135 230V229H134ZM138 230V229H137ZM141 230V229H140ZM130 231V230H129ZM136 231V230H135ZM144 231V230H143ZM140 232V231H139ZM142 233V232H141ZM106 234V233H105ZM125 234V233H124ZM148 234V235H147ZM154 234H156L154 231H153V229H151V228H148V229H145V231H144V234H143V238L144 239H146V237H147V241H149L148 240V237L150 238V236H153ZM225 234H228V238L227 239H225ZM137 235V234H136ZM136 235H134V236H136ZM138 235H140V234H138ZM144 235H147V236H144ZM115 236V235H114ZM114 236H112V237H114ZM140 238H141V235H140ZM132 239V238H131ZM134 240V239H133ZM143 240V239H142ZM153 240V239H152ZM138 241H140V240H138ZM127 242V241H126ZM144 243H146L145 242V240L143 241ZM138 243V242H137ZM133 244V243H132ZM150 244V243H149ZM105 245V244H104ZM100 246V245H99ZM126 246H127V244H126ZM140 246H141V244H140ZM142 247H144V246H141V248ZM106 248H107V245H106ZM125 248V247H124ZM164 248V247H163ZM132 249V248H131ZM125 250V249H124ZM129 250V249H128ZM98 251H99V249H98ZM135 251V250H134ZM131 252V251H130ZM131 253H133V252H131ZM183 254H178V255H176L175 257H174V260L176 259H178V258H180L181 256H182ZM256 259H258L259 257H255ZM202 260V261H201ZM199 261V262H198Z\"/></svg>",
    "mask_w": 264,
    "mask_h": 264
},
{
    "label": "clouds",
    "instance_id": "3",
    "mask_svg": "<svg viewBox=\"0 0 264 264\" xmlns=\"http://www.w3.org/2000/svg\"><path fill=\"white\" fill-rule=\"evenodd\" d=\"M259 228L261 232H264V225H259ZM246 257H252L248 260V264H264V237H261L258 244L253 245L247 251ZM243 260L244 257L239 259L236 264H243ZM137 264H172V256L170 252H164L157 248L151 255L146 254L140 258Z\"/></svg>",
    "mask_w": 264,
    "mask_h": 264
},
{
    "label": "snow or ice",
    "instance_id": "4",
    "mask_svg": "<svg viewBox=\"0 0 264 264\" xmlns=\"http://www.w3.org/2000/svg\"><path fill=\"white\" fill-rule=\"evenodd\" d=\"M228 238V234H225V239H227ZM137 239L139 240L140 239V237H137ZM127 255V254H126Z\"/></svg>",
    "mask_w": 264,
    "mask_h": 264
}]
</instances>
